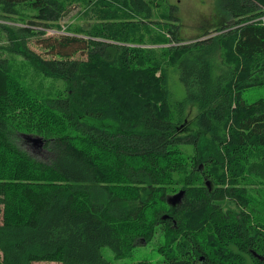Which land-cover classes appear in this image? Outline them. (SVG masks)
Wrapping results in <instances>:
<instances>
[{"label": "trees", "instance_id": "trees-1", "mask_svg": "<svg viewBox=\"0 0 264 264\" xmlns=\"http://www.w3.org/2000/svg\"><path fill=\"white\" fill-rule=\"evenodd\" d=\"M160 5L0 0V16L28 11L0 24L21 61L0 57V264H111L102 247L148 243L159 257L138 264H264V97H244L264 87V0H221L191 37ZM73 7L87 25H59Z\"/></svg>", "mask_w": 264, "mask_h": 264}, {"label": "rangeland", "instance_id": "rangeland-1", "mask_svg": "<svg viewBox=\"0 0 264 264\" xmlns=\"http://www.w3.org/2000/svg\"><path fill=\"white\" fill-rule=\"evenodd\" d=\"M156 1L160 2L161 4L159 9L156 10L157 13L160 12V10H165V9L169 10V6L171 5L173 6V9H170L172 10L171 15L174 17V20L178 25V35H180L181 37L183 36L191 37L196 33L199 32L201 33V31H204L210 28L211 26L214 28L216 27V24H218L217 16L219 12V7L221 5V0H156ZM77 9L78 7H73L71 12L66 17H64L59 21V25L65 26L67 23H76V22L87 25L88 24L87 21H90L91 16L85 17L84 19L82 18V16L75 15ZM27 14L28 11H26L24 14L12 15L11 17L0 16V24H5V23L20 24V22L22 21L19 18L26 19ZM13 20L17 22H13ZM152 25L154 27H157L159 24L155 23ZM213 28H211L209 31L213 32ZM53 31H54L53 34L59 33L58 31L55 30ZM47 35L52 36V29L47 31ZM7 42L8 41H7L6 33L2 28H0V46L6 45ZM26 44L30 49H32L36 53L42 56H46L44 55V50L39 46H37L35 37L26 38ZM150 46L160 47L159 44L150 45ZM5 56H9L10 58H12V61L15 63L21 62L19 61V55L13 57L12 54L0 48V57H5ZM19 70L25 71V69L22 67H20ZM34 77L35 76L33 72L30 69L27 70L25 80L28 81L29 83L37 84L39 80V76L37 75L35 79L32 80ZM43 83L45 86H48L50 85V80L46 79L44 80ZM168 88L170 90L173 99L179 100L184 97L185 87L179 79L178 69L170 70L168 76ZM244 97L248 102H252L259 97H264V87L251 88L245 94ZM195 111H196L195 107L192 106V108L187 113V117L191 118L195 114ZM106 121L109 120H104L103 122ZM29 137L31 139L34 136H29ZM23 147L33 156L41 157L43 154V150H42L43 143L40 145V144H33L32 141H29L28 143H23ZM0 223H1V217H0ZM101 252L103 257L108 261H110L111 264H138V262L140 261L155 260L156 258L159 257L151 243H148L147 245L137 246L134 250L133 256L124 259H115L112 250L106 246L102 247ZM33 264H63V263L59 261H40V262H34Z\"/></svg>", "mask_w": 264, "mask_h": 264}, {"label": "water", "instance_id": "water-1", "mask_svg": "<svg viewBox=\"0 0 264 264\" xmlns=\"http://www.w3.org/2000/svg\"><path fill=\"white\" fill-rule=\"evenodd\" d=\"M205 37H207V36H205ZM31 141H32L33 144H40L41 145L43 143L42 138L41 137H38V136L32 137L31 138ZM182 195H183V190L178 191L176 194H174V195H172V196L169 197L168 203L174 204L175 202H177L180 199V197Z\"/></svg>", "mask_w": 264, "mask_h": 264}, {"label": "built area", "instance_id": "built-area-1", "mask_svg": "<svg viewBox=\"0 0 264 264\" xmlns=\"http://www.w3.org/2000/svg\"><path fill=\"white\" fill-rule=\"evenodd\" d=\"M49 31V30H48ZM54 33V31L52 30V34Z\"/></svg>", "mask_w": 264, "mask_h": 264}]
</instances>
